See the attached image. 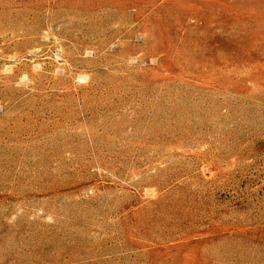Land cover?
Instances as JSON below:
<instances>
[{"label": "rangeland", "instance_id": "1", "mask_svg": "<svg viewBox=\"0 0 264 264\" xmlns=\"http://www.w3.org/2000/svg\"><path fill=\"white\" fill-rule=\"evenodd\" d=\"M0 264H264V0H0Z\"/></svg>", "mask_w": 264, "mask_h": 264}]
</instances>
